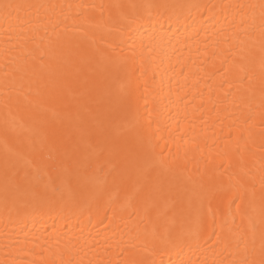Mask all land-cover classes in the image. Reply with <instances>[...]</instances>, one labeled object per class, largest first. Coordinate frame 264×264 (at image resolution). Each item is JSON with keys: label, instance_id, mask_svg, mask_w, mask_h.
Segmentation results:
<instances>
[{"label": "bare ground", "instance_id": "1", "mask_svg": "<svg viewBox=\"0 0 264 264\" xmlns=\"http://www.w3.org/2000/svg\"><path fill=\"white\" fill-rule=\"evenodd\" d=\"M0 264H264V0H0Z\"/></svg>", "mask_w": 264, "mask_h": 264}, {"label": "snow or ice", "instance_id": "2", "mask_svg": "<svg viewBox=\"0 0 264 264\" xmlns=\"http://www.w3.org/2000/svg\"><path fill=\"white\" fill-rule=\"evenodd\" d=\"M12 7L11 5H5V8Z\"/></svg>", "mask_w": 264, "mask_h": 264}]
</instances>
